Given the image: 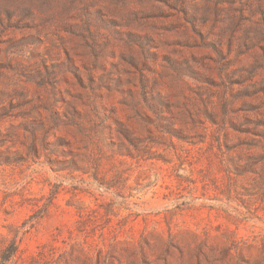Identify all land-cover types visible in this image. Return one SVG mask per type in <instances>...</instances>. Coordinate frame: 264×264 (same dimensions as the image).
<instances>
[{
  "label": "rangeland",
  "instance_id": "374dc122",
  "mask_svg": "<svg viewBox=\"0 0 264 264\" xmlns=\"http://www.w3.org/2000/svg\"><path fill=\"white\" fill-rule=\"evenodd\" d=\"M0 264H264V0H0Z\"/></svg>",
  "mask_w": 264,
  "mask_h": 264
}]
</instances>
